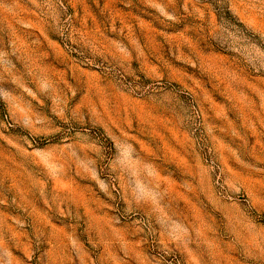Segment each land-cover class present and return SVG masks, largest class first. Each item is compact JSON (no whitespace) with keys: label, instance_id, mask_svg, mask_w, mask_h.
Instances as JSON below:
<instances>
[{"label":"rangeland","instance_id":"374dc122","mask_svg":"<svg viewBox=\"0 0 264 264\" xmlns=\"http://www.w3.org/2000/svg\"><path fill=\"white\" fill-rule=\"evenodd\" d=\"M0 264H264V0H0Z\"/></svg>","mask_w":264,"mask_h":264}]
</instances>
